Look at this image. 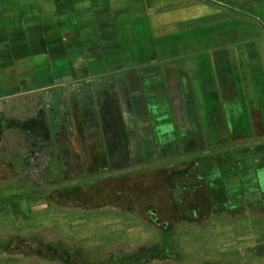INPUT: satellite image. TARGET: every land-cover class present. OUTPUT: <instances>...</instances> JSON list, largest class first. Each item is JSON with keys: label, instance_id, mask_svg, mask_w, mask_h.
<instances>
[{"label": "crops", "instance_id": "crops-1", "mask_svg": "<svg viewBox=\"0 0 264 264\" xmlns=\"http://www.w3.org/2000/svg\"><path fill=\"white\" fill-rule=\"evenodd\" d=\"M102 77L128 104L142 99L150 105L158 138H179L174 108L184 121L191 113L186 106L192 105L206 136L250 139L222 151L238 155L234 179L223 183L234 201L216 210L250 209L256 221L248 231L264 239V99L254 103L248 95L249 81L264 84V0H0V101L33 102V96L51 92L67 103L71 92H96ZM244 99L248 103L240 109ZM14 129L5 130L0 143L6 131L17 135L15 155L27 144ZM112 209L21 197L0 205V225L14 224L0 244L53 222L63 232L77 229L74 240L83 242L90 230H110ZM0 253L13 257L10 264L27 263L18 259L22 250ZM41 257L38 264H64Z\"/></svg>", "mask_w": 264, "mask_h": 264}, {"label": "rangeland", "instance_id": "rangeland-1", "mask_svg": "<svg viewBox=\"0 0 264 264\" xmlns=\"http://www.w3.org/2000/svg\"><path fill=\"white\" fill-rule=\"evenodd\" d=\"M195 86L196 94L202 98L200 85L196 83ZM248 86L249 98H253L254 103L264 99V84L257 85L256 80H253L249 81ZM49 94L51 92L43 96H33V102L32 99L0 101V114L7 119L9 127L16 130L28 119L53 121L56 127L54 139L59 142L58 149L43 144L35 146L28 156V167L20 169L12 163L13 151L19 145V137L16 135V138H13L10 131H6L2 146L0 143V175L3 177L0 186L19 182L26 189H35L41 184L37 177L39 168L57 151L69 153L72 144L69 132L75 129L70 94L67 103L62 102L63 96L60 97L57 93ZM94 99L99 124L112 160L123 164L132 161L147 162L167 153L172 156L181 153L187 158L199 156L207 170L211 169L216 175L215 181L219 184L216 196L223 195L225 178L234 179L237 164L236 153L222 151L228 148L230 143L238 146L250 142V139L234 137L222 139L216 132L214 136H206L200 114L192 105L186 106L191 113L183 115V118H188L184 121H180V115L174 108L173 119L181 128L180 137L173 142H160L153 129L154 116L150 105L142 99H132L128 104L119 91L103 77L98 82V89L94 91ZM243 102L247 100L238 101L242 104L238 105L240 109ZM204 106L201 104L198 107L202 113ZM85 144H82V147H85ZM164 164L173 163L167 161ZM227 181L229 186L233 185V180ZM208 210V207L205 208V211ZM111 211L113 224L110 230L105 234H96L94 230H90L91 238L83 242L74 240L77 229L63 232V227L58 228L54 222L50 225H37L32 235L29 234L24 239L37 244L41 238L45 242L62 243L72 249H82L86 264H264V239L248 231L253 221H256V215L250 209L243 212L241 209H213L209 211L208 219L201 223L196 222L190 214L178 220L162 216V219L170 222L166 229L137 213L117 207ZM6 213L9 214L10 211L7 210ZM0 231V240L9 238L14 232V224L7 221L0 225ZM22 251L24 255H20V261L24 259L26 264L40 263L42 257L32 248H28L26 252ZM12 259L10 254L0 253L2 264H10Z\"/></svg>", "mask_w": 264, "mask_h": 264}, {"label": "trees", "instance_id": "trees-1", "mask_svg": "<svg viewBox=\"0 0 264 264\" xmlns=\"http://www.w3.org/2000/svg\"><path fill=\"white\" fill-rule=\"evenodd\" d=\"M59 63L61 61H55V64ZM69 101L75 127L69 132L72 141L69 153L57 151L39 168L37 177L41 184L35 189H26L19 182L1 185L0 205L21 197L45 196L61 207H117L143 215L166 229L170 222L162 219V216L178 220L190 214L196 222L201 223L208 219L209 211L229 206L234 201L226 192L221 196L215 195L219 187L215 181L216 175L211 169L207 170L199 156L187 158L185 154L172 156L167 153L142 163L115 162L106 146L92 90L71 92ZM159 124L158 120L155 121L157 130ZM8 128L7 119L0 115V141L2 133ZM16 130L23 134L27 147L12 157L15 167L27 168L30 151L37 145L58 149L53 121L28 119ZM175 139L167 136L159 138L160 142H173ZM167 161L173 164L165 165ZM1 176L0 180L3 178ZM239 204H242L240 200ZM207 207L208 212L205 211ZM0 247L25 252L32 248L36 254L59 259L64 264H86L82 249H72L62 243L38 240L37 244H33L20 239L2 242Z\"/></svg>", "mask_w": 264, "mask_h": 264}, {"label": "flooded vegetation", "instance_id": "flooded-vegetation-1", "mask_svg": "<svg viewBox=\"0 0 264 264\" xmlns=\"http://www.w3.org/2000/svg\"><path fill=\"white\" fill-rule=\"evenodd\" d=\"M91 130V132H92V129H90ZM233 201V200H232Z\"/></svg>", "mask_w": 264, "mask_h": 264}]
</instances>
